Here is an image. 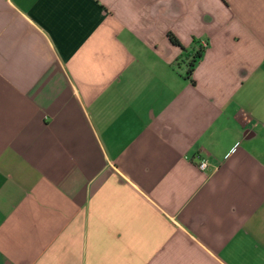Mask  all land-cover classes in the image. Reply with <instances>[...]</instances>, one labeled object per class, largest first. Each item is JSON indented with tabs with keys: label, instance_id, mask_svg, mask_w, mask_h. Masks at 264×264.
Instances as JSON below:
<instances>
[{
	"label": "crops",
	"instance_id": "0c3cea01",
	"mask_svg": "<svg viewBox=\"0 0 264 264\" xmlns=\"http://www.w3.org/2000/svg\"><path fill=\"white\" fill-rule=\"evenodd\" d=\"M0 264H264V0H0Z\"/></svg>",
	"mask_w": 264,
	"mask_h": 264
},
{
	"label": "trees",
	"instance_id": "16d2710c",
	"mask_svg": "<svg viewBox=\"0 0 264 264\" xmlns=\"http://www.w3.org/2000/svg\"><path fill=\"white\" fill-rule=\"evenodd\" d=\"M168 37H169L170 41H171L173 44L178 45V46L181 47L179 41L176 39V37H175L172 33H168ZM181 48H182V47H181ZM201 51H202V49L199 48V50H198V54H197V57H200ZM194 62H195V59H192V60L189 62V64H188V65H189L188 76H190V74H191V71H192V67H193V65H194Z\"/></svg>",
	"mask_w": 264,
	"mask_h": 264
},
{
	"label": "built area",
	"instance_id": "2783aa9c",
	"mask_svg": "<svg viewBox=\"0 0 264 264\" xmlns=\"http://www.w3.org/2000/svg\"><path fill=\"white\" fill-rule=\"evenodd\" d=\"M207 46V43L205 41L201 42L200 47L205 48ZM209 165L208 159L204 157H199V162H198V168L200 170H205Z\"/></svg>",
	"mask_w": 264,
	"mask_h": 264
}]
</instances>
